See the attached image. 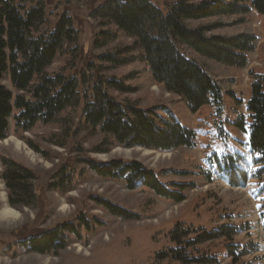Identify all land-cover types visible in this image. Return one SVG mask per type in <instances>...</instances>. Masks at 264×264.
<instances>
[{
    "label": "trees",
    "instance_id": "trees-1",
    "mask_svg": "<svg viewBox=\"0 0 264 264\" xmlns=\"http://www.w3.org/2000/svg\"><path fill=\"white\" fill-rule=\"evenodd\" d=\"M252 9L264 14V0H177L164 9L151 0H107L94 8L90 17L109 29L97 34L95 48H101L104 42L116 38L112 27L131 41L127 46H116L115 53L98 56L99 61L117 65L144 63L143 73L170 94L180 96L192 112L205 105L214 108L220 119L218 127L213 130L219 132L225 142L233 136L229 128L234 127L246 138L241 142L243 147L253 155L255 164H262L258 171L264 173V73L253 74L250 96L243 100L237 95L234 79L224 81L212 66L214 63L222 68H248V54L255 49L256 36L252 31L216 35L213 30L231 26V22L221 19L207 22L211 18L226 17L240 26ZM48 23L46 7L40 1L0 0V140L7 137L11 124L15 131L29 132L37 123L58 121L65 110L81 106L82 125L103 136L93 152L105 153L113 146L158 152L196 147V131L181 125L166 104L142 107L137 101L112 95L113 91L121 94L134 91L118 77L98 74L91 84L92 74L88 68L81 72L79 79L63 72L50 74L47 69L58 55H71L74 66L79 48L78 32L70 16L62 14L50 30L45 28ZM134 50L138 56H124ZM88 66L93 68L95 65ZM5 78L12 89L3 83ZM224 97L237 104V110L244 106V113L236 112L234 121L222 116L226 112ZM25 143L33 151L43 154L28 138ZM233 146L234 143L230 148ZM205 158L229 185L239 186L247 181L246 157L237 149L232 152L212 149ZM83 162L99 177L121 181L129 190L144 187L175 202L183 201L184 192L194 188L192 183L160 180L161 176L190 173L186 171H155L135 160L100 162L86 158ZM3 165L2 178L9 205L32 207L35 199L32 172L9 160ZM60 179L58 187H70V174L64 173V178ZM260 189L264 190V183ZM94 200L110 214L131 219V214L124 208L105 198ZM260 219L264 230V212ZM94 221L80 216L74 222L30 234L16 245L25 252L55 254L68 244L69 235L78 237L80 229L91 231ZM240 231L242 226L229 223L211 230L176 224L170 232L175 245L159 251L157 257L160 260L167 258V264L217 262L215 257H195L192 252L204 241L227 239ZM229 246L239 247L232 243ZM227 252L233 256L234 251ZM244 253L243 249L237 250L236 255Z\"/></svg>",
    "mask_w": 264,
    "mask_h": 264
},
{
    "label": "rangeland",
    "instance_id": "rangeland-1",
    "mask_svg": "<svg viewBox=\"0 0 264 264\" xmlns=\"http://www.w3.org/2000/svg\"><path fill=\"white\" fill-rule=\"evenodd\" d=\"M37 1L46 7L49 21L45 26L47 30L53 28L62 14H66L78 32L79 51L74 66L71 55H58L47 69L50 74L63 72L79 79L81 72L88 68L92 74L91 84L98 74L118 77L134 91L128 94L113 91L112 95L118 99L137 101L142 107L166 104L181 125L196 131L197 145L172 152L121 146H113L105 153L93 152L101 144L103 136L82 125L81 106L65 110L58 121L37 123L29 132L15 131L11 124L7 137L0 140V213L11 216L0 215V264H167V258L160 260L157 253L175 245L170 232L176 224L211 230L225 223L242 226V231L229 239L215 238L198 244L192 252L195 257L205 255L218 260L199 264H264V230L260 219L264 212V190L260 189L264 183V173L258 171L262 164H255L253 155L243 147L241 142H245L246 138L231 126L229 130L236 139L229 136L223 142L219 132L213 130L218 127L217 121L220 119L214 108L205 105L192 112L180 96L170 94L143 73L144 63L117 65L99 61L98 56L115 53L116 46H127L131 42L112 27L116 38L104 42L101 48L94 47L97 34L109 29L100 26L90 17V13L107 0H33ZM151 1L164 9L177 0ZM244 18L240 26L234 25L233 19L226 17L207 21L221 19L226 23L231 22V26L213 30L212 33L216 35L229 36L252 31L256 36L255 49L248 54V68H222L212 63L224 81L234 79L237 95L243 100L250 96L253 74L264 73V14L252 9ZM130 55L138 56V52L134 50L124 56ZM88 64L95 66L87 67ZM3 83L12 89L7 78ZM224 98L226 112L222 116L226 115L228 120L234 121L236 112L244 113V106L237 110V104ZM27 138L43 154L33 151L25 143ZM233 143L235 146L231 149ZM212 149L221 152L237 149L246 157L244 169L248 179L245 184L231 186L217 168L210 167L205 155ZM86 158L100 162L135 160L155 171L190 172L180 176H161L160 180L192 183L194 188L184 192L185 199L181 202L157 196L144 187L129 190L121 181L94 174L83 162ZM7 160L32 172L34 178L31 184L35 195L32 207L9 205L2 178L3 164ZM64 173L71 175L70 187L65 189L57 186ZM100 197L124 208L131 214V219L110 214L94 200ZM80 216L95 219L94 228L91 231L80 229L78 237L69 235L68 244L55 254L25 252L16 245L30 234L74 222ZM231 243L239 247L230 248ZM242 249L245 253L236 255L237 250ZM229 250L234 251L233 256L228 254Z\"/></svg>",
    "mask_w": 264,
    "mask_h": 264
},
{
    "label": "bare ground",
    "instance_id": "bare-ground-1",
    "mask_svg": "<svg viewBox=\"0 0 264 264\" xmlns=\"http://www.w3.org/2000/svg\"><path fill=\"white\" fill-rule=\"evenodd\" d=\"M0 215L3 216V217H11V216H9L7 214H3V213H0Z\"/></svg>",
    "mask_w": 264,
    "mask_h": 264
}]
</instances>
